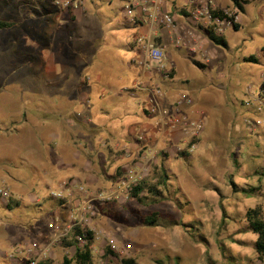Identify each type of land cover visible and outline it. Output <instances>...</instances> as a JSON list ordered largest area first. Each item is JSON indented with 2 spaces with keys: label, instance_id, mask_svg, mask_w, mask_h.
<instances>
[{
  "label": "rangeland",
  "instance_id": "1",
  "mask_svg": "<svg viewBox=\"0 0 264 264\" xmlns=\"http://www.w3.org/2000/svg\"><path fill=\"white\" fill-rule=\"evenodd\" d=\"M80 1L74 8L52 0H0V21L11 24L0 29V188L10 194L8 200L0 197V264H31L36 253L21 247L31 241L45 245L54 236L48 228L54 219L47 209L49 187L71 178L89 193L115 189L140 147L116 146L122 123L138 119L124 112L139 111L155 132V120L143 111L145 95H135L139 90L129 83L133 74L127 65L138 61L139 28L127 27L121 0ZM240 6L238 30L224 27L207 38L212 49L200 55L204 67L189 64L187 57L195 55L185 49L166 51L177 85L166 98L191 97L188 116L203 114L205 123L188 157L164 156L167 140L156 132L133 135L158 139L160 155L148 182L155 183L151 176L159 167L166 169L162 197L143 205L122 196L107 216L84 213L82 227L102 230L119 247L129 245L116 264L125 257L137 264H264L256 259V235L244 219L248 208H264V149L258 131L247 127L253 114L243 103L250 92L264 96V0ZM107 148L115 162L117 156L125 161L115 169V180L89 186L80 173L86 163L112 162ZM251 188L256 189L251 196L242 191ZM74 202L70 210L77 208ZM30 204L43 205L49 219L36 222ZM149 212L158 213L161 226L142 224ZM32 222L35 227L27 228ZM64 254L58 244L44 259L60 264ZM103 262L96 258L94 264Z\"/></svg>",
  "mask_w": 264,
  "mask_h": 264
},
{
  "label": "built area",
  "instance_id": "2",
  "mask_svg": "<svg viewBox=\"0 0 264 264\" xmlns=\"http://www.w3.org/2000/svg\"><path fill=\"white\" fill-rule=\"evenodd\" d=\"M124 4V15L130 24L144 26L145 31H139L134 37V44L138 51V64L144 71H156L164 80L170 79L171 66L166 63V54L164 46L160 45L153 38L155 28H165L170 31H182L186 37L192 38L193 33L184 30L177 24V14L168 12L161 8L165 0H121ZM240 4L244 0H237ZM53 3L62 7L72 6L76 8L82 2L80 0H52ZM191 8L184 17L186 22L195 27L200 26L202 31L208 34H221L224 27L234 28V25L239 24L240 10L232 2L228 1L226 8H222L221 14H215L217 10L215 0H188ZM187 33V34H186ZM193 44L187 45L182 37H176L174 44L177 47H186L190 52L202 51L197 40L193 39ZM264 56V46L261 49ZM203 53V52H202ZM205 53V52H204ZM262 91L264 92V70L260 76ZM135 88L144 92L143 111L155 120L154 129L158 133V138H165L166 145L163 148L162 154H190L196 148V140L204 129V116L200 114L196 117H189L187 110L193 104L191 97L179 95L175 100L169 102L166 98V93L161 85L157 82H144L139 80L135 83ZM264 95V93H263ZM243 103L250 108L253 118L246 119L247 127L252 131H258L261 145L264 149V96L254 95L252 92L249 98ZM250 124V125H249ZM140 143L137 158L128 164L122 178L118 181L115 189L109 193H89L85 186L79 184L76 180L68 178L59 181L52 187L47 189V194L50 199L63 201L65 204H71L74 200L77 208L76 212L69 214L67 220L60 217H54L53 221L48 223V228L54 231V236L47 244H40L36 241L27 242L21 250L26 252H35L36 256L31 264H37L48 256L51 248L58 245L63 236L73 226H83L86 219L84 213L91 216L97 212V206L105 204L106 201L118 200L122 196L127 199L133 186L145 179L153 164L156 163L160 152L157 150L158 139H148L144 134H138L136 137ZM264 153V152H263ZM0 197L3 200H8L10 194L6 189L0 188ZM35 201H38L35 198ZM67 202V203H66ZM79 213V214H77ZM67 221V223H66ZM93 242L89 245V250L92 256L96 259H101L104 248L108 247L114 253V260L121 257L129 249V245L107 240V235L100 231H93ZM85 244L83 235H77L75 243L65 250L66 255H72L76 247L81 248Z\"/></svg>",
  "mask_w": 264,
  "mask_h": 264
},
{
  "label": "crops",
  "instance_id": "3",
  "mask_svg": "<svg viewBox=\"0 0 264 264\" xmlns=\"http://www.w3.org/2000/svg\"><path fill=\"white\" fill-rule=\"evenodd\" d=\"M139 1H144V0H139ZM108 4H110V2ZM228 4L229 3L227 0H215V5H216L217 9L226 8L227 6H229ZM161 8L168 11V12L176 13L177 17H178L177 18V24L181 28H183L184 30L191 31L193 33V35H192V38H188V37H186L185 33H182V31H180V30L170 31L169 29H165V28H155V30L153 31V34H152L155 41L157 43H160L162 46H164L166 55H167V53H166L167 50L177 49L178 51H180L182 49H185L188 54L195 55L194 59L187 57V62L193 66H194V63H199L200 62L199 58H200V55L202 54V52L204 54L206 49L211 50L212 45L207 40L208 37L210 38V34H208L207 32L204 33L200 26L195 27L194 25H190L189 23L186 22L184 17L187 15L188 10L191 8V5L188 3V0H165V1H163ZM136 28L137 29L139 28V31H145L144 26H137ZM176 37H182L184 39V42H186L187 45H190V46L193 44L192 41L195 38L199 44V46L197 45V47H200L202 49V51L190 52L188 50L187 46L186 47H177L174 44ZM133 59H136V58H132V61H130V63L128 62V65H127L128 68H131V71L133 74V76L129 79V83L131 86H134L135 83H137L139 80H142L144 82H149V83L150 82H157L163 87V89L167 95L171 92V87H173L175 89V86H177L173 82V79L175 78V76L172 79L164 80L163 78H161V76L158 73H156V71H144V70H142L138 64V61L136 63H133ZM137 59H139L138 53H137ZM184 81H186V79L182 80L181 82H184ZM122 89L125 90L126 88L123 87ZM140 93L144 94L146 97V94L142 91L140 92V90L135 95H138ZM127 94L129 95V97H131V98L133 97V94H129V93H127ZM115 95H116V97H118L122 94L118 92ZM145 97L143 98V100L145 99ZM186 112L189 113V110H187ZM128 114L134 115L138 119L136 121H129V122L127 121L124 124L122 123V125L120 126L123 129V133H122V135L118 136L120 138L119 140L121 141V143L118 145L116 144V146H118L121 150L122 149L128 150L130 148H136L137 143H138V145L140 144L136 139L135 140L133 139V135L136 132L138 133L137 130L143 131L140 133L150 132L153 136L155 135L154 130H151V129H153L152 123H149V121L143 117L144 116L143 114H140L139 111L136 113L124 112V115H128ZM146 117H148V116H146ZM123 120H124V118H123ZM116 131H118V133H119V128L116 129ZM124 141H127V142H124ZM107 150H108L107 158H109V160H112V162H108V164H106V166L102 165V164L97 166V165H92L90 163H86L87 167L84 166L83 170L80 173L79 179L81 181H85L86 184H88L89 186L90 185L92 186L96 182L102 183V182H108V181L116 179L115 178L116 177L115 169H117L119 165H122L123 163L121 164V162H124L125 160L123 159L120 161V159H118V156H117V161L115 162L114 160L116 157L114 154H112L111 148H107ZM119 156H121V155L119 154ZM88 162H90V161H88ZM67 165H69V163ZM107 168H109V169L111 168V171H107V170H109ZM105 169H106V172H105ZM75 210L76 209L70 210L68 205H64L63 207H61V210H59L58 208L52 210V214L54 215V217L60 216L63 220H67V218H69L68 215L72 214V213L74 214L76 212ZM77 214H79V213H77ZM48 219H49V217L46 218V220H48ZM89 229L94 231L93 228H91V227Z\"/></svg>",
  "mask_w": 264,
  "mask_h": 264
},
{
  "label": "trees",
  "instance_id": "4",
  "mask_svg": "<svg viewBox=\"0 0 264 264\" xmlns=\"http://www.w3.org/2000/svg\"><path fill=\"white\" fill-rule=\"evenodd\" d=\"M231 1L239 8L240 11L242 10V7L240 6L237 0H231ZM242 2L246 3L247 1L245 0ZM214 13L221 14V10L217 9ZM10 26H11L10 23L0 21V29L7 28ZM127 27L136 28L137 25L132 24L131 26L129 25ZM238 28H239V25L236 24L234 25L233 29L238 30ZM210 38H213L211 34H210ZM214 42L224 45L223 42H217L216 40H214ZM247 61L252 62L253 59L250 57L247 59ZM195 65L198 66L199 68L204 67L202 63H195ZM173 77H174V73L171 69L170 79H172ZM163 155L166 156L165 154ZM180 156L188 157L189 154L181 153ZM154 174L151 177L155 178V183H151L152 181L148 182L150 180L148 179V176H147L145 179L141 180L139 183H137L135 186L132 187L129 193V196L131 199L137 201L140 204L146 205L148 204L147 201H151L152 203H154L156 202V200H159L162 197V192L160 191L159 187L162 186L163 188H165L166 185L168 184V181H167L168 175L166 173V169L163 167H159L158 173H156L155 175ZM261 174L264 175V171ZM255 190L256 189L251 188L248 190L243 189L242 191L245 193V195L251 196ZM64 204L65 203L63 201H55L51 199V201L48 204L47 209L49 210L50 208L54 210L58 207L61 208L64 206ZM15 205L19 206V203L16 202ZM114 205H115V201L113 200L106 201L105 206L96 207L97 208L96 213H98L99 215L107 216L110 214L111 209L114 208ZM8 206H10V202L7 203V207ZM27 208L30 209L32 213L38 214L37 215L38 220H35V221L36 222L39 221L40 224L48 216V211L45 210L44 206L41 204H30L28 205ZM157 215L158 213L156 212H149L148 214L143 216L142 224L150 225V226H157V225L161 226V224L157 223L158 221ZM244 219L247 223V228L256 235V240L254 242V252L256 255V259L259 260L260 262H263L264 261V208L263 206L261 204H257L253 208H248L244 214ZM33 224H34L33 222L30 223L29 225H27V228H31V226L35 227V225ZM77 235L84 236L85 244L82 245L81 248L76 247L72 255H66V254L62 255V260L60 264H94L95 258L92 256L89 250V245L92 244L93 236H94V232L91 229L85 228L79 225L73 226L68 231V233L61 238L59 245L64 250L68 249L75 243V239ZM114 256H115L114 253H112V251H110V249L106 247L104 248L103 255L101 256V261H104L103 264H116L114 260ZM116 259H117V255H116ZM37 264H51V262L48 259H44V260H40ZM120 264H137V263L132 257H125V258L120 259Z\"/></svg>",
  "mask_w": 264,
  "mask_h": 264
}]
</instances>
